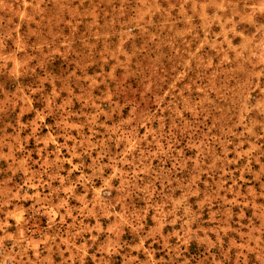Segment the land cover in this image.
I'll list each match as a JSON object with an SVG mask.
<instances>
[{
  "label": "rangeland",
  "instance_id": "374dc122",
  "mask_svg": "<svg viewBox=\"0 0 264 264\" xmlns=\"http://www.w3.org/2000/svg\"><path fill=\"white\" fill-rule=\"evenodd\" d=\"M0 264H264V0H0Z\"/></svg>",
  "mask_w": 264,
  "mask_h": 264
}]
</instances>
